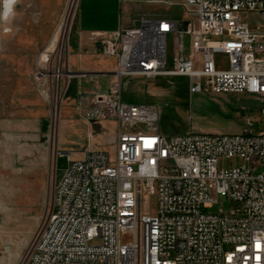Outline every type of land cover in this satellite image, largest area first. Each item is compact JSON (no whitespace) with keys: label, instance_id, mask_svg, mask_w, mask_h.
I'll use <instances>...</instances> for the list:
<instances>
[{"label":"built area","instance_id":"2783aa9c","mask_svg":"<svg viewBox=\"0 0 264 264\" xmlns=\"http://www.w3.org/2000/svg\"><path fill=\"white\" fill-rule=\"evenodd\" d=\"M246 12L263 13L264 0H183L180 15L90 31L116 67L79 115L117 122L114 151L57 150L67 164L53 208L19 264H264V23L251 26ZM172 74L188 75L190 92L254 96L261 116L245 115L238 132L167 137L158 105L121 91L126 77ZM220 196L239 205L208 211Z\"/></svg>","mask_w":264,"mask_h":264},{"label":"rangeland","instance_id":"374dc122","mask_svg":"<svg viewBox=\"0 0 264 264\" xmlns=\"http://www.w3.org/2000/svg\"><path fill=\"white\" fill-rule=\"evenodd\" d=\"M172 1L176 4L157 3L158 9L180 15L183 0ZM11 3L6 14L9 2L0 0V264L20 263L53 208L54 185L67 164L66 153L57 150L73 157L90 148L113 153L117 128L113 119L87 122L79 115L92 96L106 91L109 84V75L97 74L98 82L92 83L93 73L71 69L67 63L69 35L77 19L84 17L87 0ZM106 4L111 8L114 0ZM243 18L255 26L264 23V12H246ZM184 41L188 49L189 35ZM172 44L169 36L170 57ZM190 81L181 74L126 77L121 95L128 102L158 105L157 128L167 137L189 130L238 132L245 115L260 118L258 98L234 92H190ZM261 126L256 122L255 127ZM234 162L226 158L220 164ZM149 200L146 197L145 204ZM238 205L220 196L207 210Z\"/></svg>","mask_w":264,"mask_h":264},{"label":"crops","instance_id":"0c3cea01","mask_svg":"<svg viewBox=\"0 0 264 264\" xmlns=\"http://www.w3.org/2000/svg\"><path fill=\"white\" fill-rule=\"evenodd\" d=\"M108 1L87 0V5H84V17L82 15L77 19L69 35L67 63L71 69L109 75V80H111L112 72L116 67V57L107 55L102 42L99 39H91L88 35L89 31L113 30L124 25H137L142 17L170 13L158 9L159 4L157 3L161 0H114V6L111 8H108L106 4ZM104 16H110V18L104 19ZM41 35L29 36L32 39H42ZM98 76L94 75L95 79L90 78L91 82H98Z\"/></svg>","mask_w":264,"mask_h":264},{"label":"bare ground","instance_id":"6f19581e","mask_svg":"<svg viewBox=\"0 0 264 264\" xmlns=\"http://www.w3.org/2000/svg\"><path fill=\"white\" fill-rule=\"evenodd\" d=\"M13 0H8V2H9V6L7 7V9H6V14H7V11L10 9V7L12 6V2ZM71 71H68V73H70ZM60 73H61V71L60 70H58V72H56L55 73V75L57 76V77H59V75H60ZM67 75H70V74H67Z\"/></svg>","mask_w":264,"mask_h":264}]
</instances>
